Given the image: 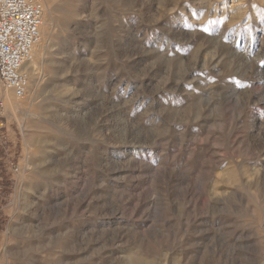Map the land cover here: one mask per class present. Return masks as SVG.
I'll return each mask as SVG.
<instances>
[{"label":"rangeland","instance_id":"1","mask_svg":"<svg viewBox=\"0 0 264 264\" xmlns=\"http://www.w3.org/2000/svg\"><path fill=\"white\" fill-rule=\"evenodd\" d=\"M42 2L0 264H264V0Z\"/></svg>","mask_w":264,"mask_h":264},{"label":"built area","instance_id":"2","mask_svg":"<svg viewBox=\"0 0 264 264\" xmlns=\"http://www.w3.org/2000/svg\"><path fill=\"white\" fill-rule=\"evenodd\" d=\"M42 0H0V86L18 99L29 93L24 66L41 42Z\"/></svg>","mask_w":264,"mask_h":264},{"label":"bare ground","instance_id":"3","mask_svg":"<svg viewBox=\"0 0 264 264\" xmlns=\"http://www.w3.org/2000/svg\"><path fill=\"white\" fill-rule=\"evenodd\" d=\"M49 2V1H48ZM50 2L52 3L53 2V0H50ZM50 5V4H49ZM49 5L48 4H46V6H45V8H46V10H48L49 9ZM40 32H41V35H43V33H44V30L42 29V27L40 28ZM38 46V45H37ZM35 53H36V50H35V48H34V51H33V53H32V59L24 66V70H28V73L30 74V75H34V72H35V67H36V63H35V59L33 60V56L35 55ZM25 71V72H26ZM36 75V74H35ZM17 100V99H16ZM14 101V100H13ZM4 103L6 104V107L8 108V109H10V110H15V107H16V102L14 103V102H12V100H11V98H10V95H9V93H8V91H6V96L4 97ZM21 105H22V103H21ZM19 108V107H18Z\"/></svg>","mask_w":264,"mask_h":264}]
</instances>
